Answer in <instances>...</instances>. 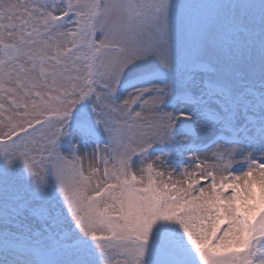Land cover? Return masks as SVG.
<instances>
[{"label": "snow or ice", "instance_id": "1", "mask_svg": "<svg viewBox=\"0 0 264 264\" xmlns=\"http://www.w3.org/2000/svg\"><path fill=\"white\" fill-rule=\"evenodd\" d=\"M0 264H264V0H0Z\"/></svg>", "mask_w": 264, "mask_h": 264}]
</instances>
